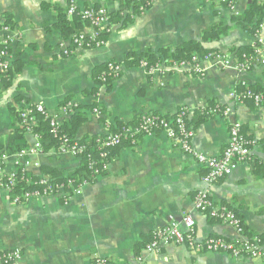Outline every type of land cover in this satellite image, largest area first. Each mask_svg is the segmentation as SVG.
<instances>
[{"label": "crops", "instance_id": "obj_1", "mask_svg": "<svg viewBox=\"0 0 264 264\" xmlns=\"http://www.w3.org/2000/svg\"><path fill=\"white\" fill-rule=\"evenodd\" d=\"M253 1L240 0L234 13L207 0H153L149 10L132 15L127 25H112L104 47L76 50L74 56L60 58L64 43L75 49L55 29L60 14L67 16L71 2L80 10L106 9L110 18L121 11V0H0V30L9 29V34L0 32V44L12 39L8 48L14 74L10 85L0 82V139L11 135L13 108L42 105L50 115L58 114L62 124L70 117L61 113V105L68 99L82 107L98 104L106 111L100 118H89L77 134L79 140L107 136L116 121L135 123L146 115L172 118L181 109L190 111V120L195 121L212 103L228 107L232 112L229 119L216 116L198 121L192 145L197 152L218 158L228 147L230 124H241L243 135L254 143L253 162L239 165L213 185L210 193L217 207L226 206L241 217L249 230L247 238L262 236L264 240V106L239 104L230 97L242 84L264 89V58L248 72L203 63L200 75L188 66L173 68L160 63L150 75L141 65H124L131 54L158 53L188 42H202L205 48L236 60L240 48L254 46L257 40L264 42V22L260 39L234 23ZM128 14L130 11L121 12L122 21ZM7 17L9 26L5 25ZM216 24L229 27L228 33L218 41L204 43V34ZM87 30L88 25L84 32ZM110 63L121 64V77L112 90L102 87L96 97L90 96L95 89L94 73ZM136 140L135 146L117 151L108 170L67 205L62 198L14 205L10 194L0 189V252L20 250V264H92L95 257L115 264L138 257L144 258V264H264V245L259 259H238L177 245L148 254L146 246L153 232L187 215L196 222L199 242L212 237L235 241L239 236L231 226L196 210V196L206 189V169L194 157L160 132ZM26 141L29 148L23 161L29 162L25 169L34 177L41 176L44 166L65 174L81 167L80 160L57 149L32 153L38 140L27 134ZM17 158L5 160L8 173L18 171ZM145 240L149 241L146 245Z\"/></svg>", "mask_w": 264, "mask_h": 264}, {"label": "built area", "instance_id": "obj_2", "mask_svg": "<svg viewBox=\"0 0 264 264\" xmlns=\"http://www.w3.org/2000/svg\"><path fill=\"white\" fill-rule=\"evenodd\" d=\"M239 1L240 0H207L208 3L224 5L234 13L236 12V7ZM144 11L145 10L142 9L143 13ZM76 14L81 15L83 19L88 22L87 25L89 26V31L87 30L82 35L74 38L71 44H74L75 49L67 48L65 43L61 45L60 51L62 54L60 55V58L74 56L76 50L99 49L104 47L106 44V40H103L101 37L103 32H110V30H108L110 18L106 9L88 8L80 10L74 2H71L67 10V16L68 18H72ZM259 31L260 29L255 36L256 39H260ZM0 32L9 34V29L2 28ZM11 43L12 39L8 37L0 44L4 46V49H0V81L2 77L6 76L10 72L12 67L11 54L8 48ZM257 43L258 46H256L253 56L244 54L241 58L234 60L230 57V55L211 52L204 57L195 55L192 57L190 62L182 63L179 67H191V70L198 75L204 73L202 68L203 63H211L219 69H235L239 72H248L256 63H263L264 42L262 40H257ZM108 65L111 73L115 74L118 78L122 70L121 65L115 63H110ZM141 66L148 70L150 75L155 74L158 70V67L147 69V64L144 62L141 63ZM242 85L243 87H246L245 84ZM230 97L232 101L239 104H242L245 100L251 99L257 107H260L264 101V94H253L252 92L239 93L237 89L231 93ZM35 107L37 112L50 119L53 137L60 139L61 137L58 133V126L61 125L59 115H50L42 105ZM68 107L76 108L77 105L75 103H71ZM61 113L66 116L70 115L67 112V108L64 107L61 108ZM231 113V109L226 107L222 112V117L229 119ZM96 117H101L100 113H96ZM22 118L27 126V133L34 136V138L38 140L35 148L30 150V152L35 153L37 149L41 148V144L38 137L32 132L31 128L33 123L27 121V114H23ZM189 120L190 111L187 109H181L175 116L169 118V120L160 116L146 115L140 119L136 128L126 130L124 136L108 133L106 140L103 142L99 141V143L102 148L110 149L121 146L124 140H130V144L135 146L137 143L136 139L139 136L154 137L158 132L165 134L167 138L172 140L177 147L180 148L181 151L194 157L198 163L206 169V175L203 178L206 189L198 192L196 196V210L211 220L220 221L234 228L239 236V239L230 241L225 238L212 237L199 242L196 239L195 234L196 222L192 216L187 215L180 222L172 220L166 227L154 231L151 242L146 246V252L150 255L159 254L163 247L177 245L187 246L190 249L205 253L224 254L238 259H259L263 255L264 243H262L260 238H247L244 234L242 224L234 212L226 206L217 207L212 200L210 193V188L213 185L230 176L239 165L251 164L253 162L252 146L254 143L243 135L241 124L232 122L229 129V144L223 155L218 158L209 157L203 153L197 152L193 148L192 141L195 136V132L187 129L186 121ZM63 138L64 141L59 150L60 153L70 154L74 158L81 160V155L85 151L84 147L77 146V144L69 146L68 140L65 137ZM27 152L28 151H25L17 156L18 168L23 165V171L25 172V168L29 166V162L23 161ZM106 156L107 154L103 153L101 158ZM7 157L8 156L5 153L0 154V189H3L10 194L11 202L14 205H24L44 198H62L64 204L67 205L74 196L80 195L83 187L87 185L85 184L77 188L71 185V192H67L63 189V187H57L56 189L47 187L43 190H33L15 194L18 171L13 173H8L6 171L4 162ZM95 166L94 162H90V169L93 170V174L95 176H100L108 170L109 164H103L101 168H97ZM47 182L48 178H42L39 184L44 186L47 185ZM27 185L32 186L33 182L28 181ZM22 258L23 256L20 250L0 252V264H20ZM144 261L143 257H138L133 262L125 264H144ZM92 264L115 263L107 258L95 257Z\"/></svg>", "mask_w": 264, "mask_h": 264}, {"label": "trees", "instance_id": "obj_3", "mask_svg": "<svg viewBox=\"0 0 264 264\" xmlns=\"http://www.w3.org/2000/svg\"><path fill=\"white\" fill-rule=\"evenodd\" d=\"M121 2V11L115 15L110 16L108 30H111L112 25L114 24L117 25L120 23L122 26L127 25L132 15L141 14L142 9L146 11L149 10L152 6L153 0H121ZM122 11H130L131 13L128 14L123 21L121 16ZM6 19L7 21L5 25L9 26L10 20L8 17ZM263 22L264 0H254L242 17L234 19V23L237 26H240L251 37L256 36ZM87 23L88 22L85 21L79 14L74 15L72 18H68L66 14L62 13L59 16V22L55 26V29L62 33L65 40L72 43L76 36H80L84 33ZM229 29V27L222 24H216L214 27H212L211 30L207 31L204 34L203 42L211 43L214 41H218L219 39H221V37L228 33ZM110 32H103L101 35L102 39L106 40L109 37ZM72 45L73 47H75L74 44ZM256 46L258 45L255 44L251 47L240 48L238 50L239 58H241L244 54L253 56ZM0 49H4V46L0 45ZM211 52L215 51L205 48L202 42H188L178 48H167L159 51L158 53H154L148 50L140 54H131L128 56V58H126L124 65L127 68H130L135 65L140 66L141 63L144 62L147 64V68L149 69L152 67H156L157 64L165 63L167 66L174 68L175 66H179L182 63L190 62L192 57L195 55L204 57ZM14 65L16 66V63H14ZM20 70L17 68V73H19ZM94 74L95 89L89 92V95L93 97H96L98 95L99 89L102 87H105L107 91L112 90L113 83L121 77V74L118 78L115 76V74H112L109 70L108 64L98 68ZM13 79L14 74L10 70V72L6 76L1 78L0 82L5 83L8 86L11 84V81ZM237 91L239 93L252 92L253 94H264V89L261 87L241 86L237 88ZM17 103H21L20 98L17 99ZM71 103L72 100L68 99L61 105V108H67V112L68 114H70V117L58 126V133L61 137L60 139H56L53 137L52 128L50 126V119L46 118L45 115L37 112L35 106H28L21 110H16L14 108L11 110V135L7 139H0V151H4L6 155L10 157H16L19 154L27 151L29 148L26 141V135L28 134L26 130L27 126L24 123V119L22 118L23 114H27V121L33 123L31 129L33 134L38 137L41 144L40 152L47 154L54 149L60 150L61 145L64 141L63 137L68 140L69 146L77 144V146L84 147L85 149L84 153L81 155V167L70 174H65L58 169L44 166L41 168V176L34 177L30 175V173L23 171L24 167L23 165H21L18 168L15 194H20L21 192L23 193L26 191L43 190L47 187H52L54 189H56L57 187H63V189L67 192H71L72 186L77 188L85 184H92L98 176H95L93 174V170L90 169V162H94L96 165L95 167L101 168L103 164H109L113 159H115L117 151L130 145V140H124L121 146L107 149L102 148L99 143V141L103 142L104 140H106V136H87L80 140L77 139L79 130L82 128V126H84V124H86L90 117H95L96 113L104 115L106 114V111L98 104H93L89 107L77 106L76 108H69L68 106ZM248 103L255 105L254 101L251 99L245 100L242 104ZM261 106H264V101L262 102ZM225 108V106L218 105L217 103H212L206 110L200 111L195 121H186L187 129L195 132V127L197 126V124H199L198 121L204 122L206 120L212 119L213 117L222 116V112ZM164 119L169 120V118ZM99 121L105 124V121L102 118ZM138 124L139 120L135 123H123L121 121H116L114 126H109V133L113 135L118 134L124 136L126 130H130V128L134 126V128H136ZM103 153H106L107 156L101 158V155ZM42 178H48L47 185L42 186L39 184ZM28 181H32L33 185L28 186ZM233 212L240 220L244 230V234L249 235V230L247 229V227H244V223L241 217H239L235 211ZM257 238H260L262 243H264L262 236H258ZM148 242L149 241L145 240L143 244L146 245Z\"/></svg>", "mask_w": 264, "mask_h": 264}]
</instances>
